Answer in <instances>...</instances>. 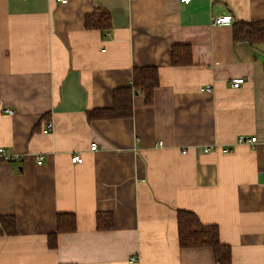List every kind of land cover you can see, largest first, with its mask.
I'll use <instances>...</instances> for the list:
<instances>
[{
  "label": "crops",
  "instance_id": "0c3cea01",
  "mask_svg": "<svg viewBox=\"0 0 264 264\" xmlns=\"http://www.w3.org/2000/svg\"><path fill=\"white\" fill-rule=\"evenodd\" d=\"M96 9L110 31L85 28ZM224 14L264 22V0H0V149L18 157L0 154V217L17 220L0 264H217L181 248L180 210L218 226L231 264H264V44L234 41ZM176 45L192 64H172ZM136 67L159 70L152 104L136 93L131 118L90 122ZM66 213L77 229L50 248Z\"/></svg>",
  "mask_w": 264,
  "mask_h": 264
},
{
  "label": "trees",
  "instance_id": "16d2710c",
  "mask_svg": "<svg viewBox=\"0 0 264 264\" xmlns=\"http://www.w3.org/2000/svg\"><path fill=\"white\" fill-rule=\"evenodd\" d=\"M88 30L108 32L112 28V16L106 9H96L87 14L84 20ZM233 39L236 42H246L250 46L264 44V22H236L233 23ZM174 66H188L192 64V49L188 45H176L171 51ZM160 84V73L156 67H136L133 69L132 80L129 85L120 87L113 92V105L110 108H96L87 113L88 120L127 119L133 116V98L136 93L144 96L146 104H152L156 88ZM114 226V215L110 212L97 214L99 230H110ZM179 243L181 248H210L217 264L232 263V249L221 242L220 230L216 225H205L197 214L191 211L178 212ZM77 229L74 214H59L57 230L49 236V246L57 247L60 234L73 233ZM17 234V220L15 216L0 217V236Z\"/></svg>",
  "mask_w": 264,
  "mask_h": 264
},
{
  "label": "built area",
  "instance_id": "2783aa9c",
  "mask_svg": "<svg viewBox=\"0 0 264 264\" xmlns=\"http://www.w3.org/2000/svg\"><path fill=\"white\" fill-rule=\"evenodd\" d=\"M20 1H25V0H20ZM60 3L62 4H67L68 3V0H58ZM130 1H134V0H130ZM192 0H181L182 3L184 4H190ZM213 25L215 26H230L232 25L233 23V18L231 15L229 14H224V15H219L217 16L216 18L213 19L212 21ZM246 83V80L244 78H234L232 80H230V86L234 89H238L240 88L242 85H244ZM5 112H7L8 114L10 115H13L15 112L14 110H11V109H5L4 110ZM53 131V124L52 122H49L47 125H46V128H45V132L46 133H50ZM257 138L253 137L251 139H247L243 136H241L239 138V142L240 143H250V144H254L256 142ZM97 148V145H92L91 146V150H96ZM215 148L213 147H210V148H206L205 149V152L208 153L210 151H213ZM224 152H227V149H224ZM184 153H186V151H184ZM0 154L6 159V160H12V158L14 159H18L17 156H10L7 154L6 150L5 149H0ZM42 163V160L40 159L38 161V164H41ZM72 163L74 164H81L83 163V158L79 155H74L72 157ZM131 262H136V258L132 257L130 259Z\"/></svg>",
  "mask_w": 264,
  "mask_h": 264
}]
</instances>
